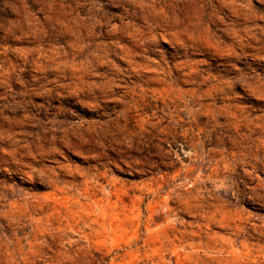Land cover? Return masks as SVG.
<instances>
[{
	"label": "rangeland",
	"instance_id": "obj_1",
	"mask_svg": "<svg viewBox=\"0 0 264 264\" xmlns=\"http://www.w3.org/2000/svg\"><path fill=\"white\" fill-rule=\"evenodd\" d=\"M0 264H264V0H0Z\"/></svg>",
	"mask_w": 264,
	"mask_h": 264
}]
</instances>
